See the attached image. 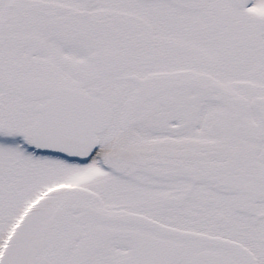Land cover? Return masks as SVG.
<instances>
[{"label":"snow or ice","instance_id":"1","mask_svg":"<svg viewBox=\"0 0 264 264\" xmlns=\"http://www.w3.org/2000/svg\"><path fill=\"white\" fill-rule=\"evenodd\" d=\"M0 264H264V0H0Z\"/></svg>","mask_w":264,"mask_h":264}]
</instances>
